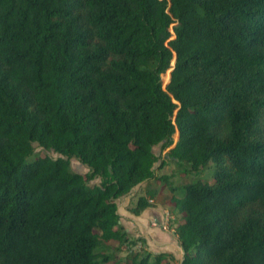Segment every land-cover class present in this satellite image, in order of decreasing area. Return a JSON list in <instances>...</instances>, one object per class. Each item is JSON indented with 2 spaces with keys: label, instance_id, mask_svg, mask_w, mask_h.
Listing matches in <instances>:
<instances>
[{
  "label": "trees",
  "instance_id": "1",
  "mask_svg": "<svg viewBox=\"0 0 264 264\" xmlns=\"http://www.w3.org/2000/svg\"><path fill=\"white\" fill-rule=\"evenodd\" d=\"M158 146L179 264H264V0H0V264H173L116 203Z\"/></svg>",
  "mask_w": 264,
  "mask_h": 264
},
{
  "label": "rangeland",
  "instance_id": "2",
  "mask_svg": "<svg viewBox=\"0 0 264 264\" xmlns=\"http://www.w3.org/2000/svg\"><path fill=\"white\" fill-rule=\"evenodd\" d=\"M171 71H168V77L162 76L164 89L170 81ZM175 140H177V136H175ZM35 149L36 152L42 155H48L54 159L59 157L58 154L45 151L37 145H35ZM154 153L160 157V160L155 165L158 178L137 186L130 195L116 201L118 212L121 216L120 224L132 237V240L136 241L137 245L134 246V250H144L151 253H169L174 257L173 264H179L183 258V252L175 230L182 222V215L177 214L174 206L170 203V199L173 190H178L189 179L197 177L189 176V167L186 164L170 162L162 167L161 162L164 160L167 150L161 151L158 146L154 148ZM71 166L78 173L84 174L88 171L76 160L71 161ZM150 190L155 191L156 196L153 200H150L149 207L142 210L139 215H135L131 208L135 207L139 197L145 196L150 198L147 194ZM174 194L180 195L179 192H174ZM117 246L118 244L116 243L110 245L112 249L117 248ZM121 248L122 251L116 254L117 258H126L128 254L127 247Z\"/></svg>",
  "mask_w": 264,
  "mask_h": 264
},
{
  "label": "water",
  "instance_id": "3",
  "mask_svg": "<svg viewBox=\"0 0 264 264\" xmlns=\"http://www.w3.org/2000/svg\"><path fill=\"white\" fill-rule=\"evenodd\" d=\"M179 134L177 133V138H178Z\"/></svg>",
  "mask_w": 264,
  "mask_h": 264
}]
</instances>
